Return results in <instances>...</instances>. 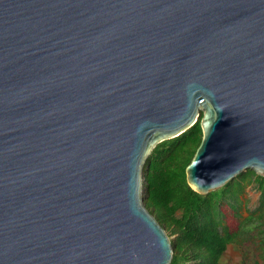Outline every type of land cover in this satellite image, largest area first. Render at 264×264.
Here are the masks:
<instances>
[{"label":"water","instance_id":"95a60500","mask_svg":"<svg viewBox=\"0 0 264 264\" xmlns=\"http://www.w3.org/2000/svg\"><path fill=\"white\" fill-rule=\"evenodd\" d=\"M186 183L264 177V0H0V264H170L153 148Z\"/></svg>","mask_w":264,"mask_h":264},{"label":"trees","instance_id":"16d2710c","mask_svg":"<svg viewBox=\"0 0 264 264\" xmlns=\"http://www.w3.org/2000/svg\"><path fill=\"white\" fill-rule=\"evenodd\" d=\"M201 139L197 122L157 144L143 166L144 204L170 238V264H220L228 244L253 231L261 236L264 259V177L248 169L216 191L196 193L186 183L185 169ZM248 185L259 192V205L243 218L240 194ZM227 222L234 223V228Z\"/></svg>","mask_w":264,"mask_h":264},{"label":"rangeland","instance_id":"374dc122","mask_svg":"<svg viewBox=\"0 0 264 264\" xmlns=\"http://www.w3.org/2000/svg\"><path fill=\"white\" fill-rule=\"evenodd\" d=\"M144 196V193H142ZM259 205V192L253 185H248L240 194V213L243 218L256 212ZM230 223L231 229L234 223ZM236 243L228 244L220 264H264L260 246L261 236L256 231L240 235Z\"/></svg>","mask_w":264,"mask_h":264}]
</instances>
